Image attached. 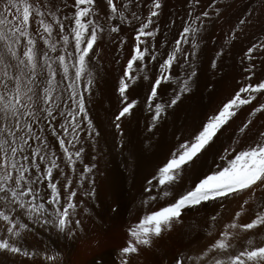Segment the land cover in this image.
Segmentation results:
<instances>
[{"label":"snow or ice","instance_id":"snow-or-ice-1","mask_svg":"<svg viewBox=\"0 0 264 264\" xmlns=\"http://www.w3.org/2000/svg\"><path fill=\"white\" fill-rule=\"evenodd\" d=\"M220 2L186 0V16L164 24L157 47L163 0H0V252L32 257L23 240L36 228L54 230L61 244L84 236L82 217L89 208L74 197L94 199L93 174L104 155L88 111L98 78L94 46H123L121 26L134 32L109 120L113 150L128 157L121 166L134 168L135 145L123 119L143 104L142 143L144 151H154L157 127L197 83L206 24L224 21ZM234 2L238 11L207 67L222 78L215 71L218 59L229 45L246 40L237 57L239 78L208 113L180 121L162 157L141 178L137 203L143 213L125 229L114 264H132L142 249L183 225L186 212L209 205L213 210L196 229L204 238L178 246L171 257L161 254L159 264H264V28L247 32L264 17V0ZM173 28L178 34L169 40ZM140 79L146 98H130V86ZM217 82L205 76L202 87L213 93ZM245 108V117L225 133ZM89 147L92 162L85 163ZM236 197L242 199L234 214L218 226L226 202ZM55 253L62 248L45 257L50 264H56Z\"/></svg>","mask_w":264,"mask_h":264},{"label":"bare ground","instance_id":"bare-ground-1","mask_svg":"<svg viewBox=\"0 0 264 264\" xmlns=\"http://www.w3.org/2000/svg\"><path fill=\"white\" fill-rule=\"evenodd\" d=\"M200 2L206 6L209 0H200ZM185 4L186 0H163V12L157 21L161 26V32L156 38L157 47L159 40L165 38L164 32L167 30L163 28L164 24L173 19L175 15L186 16ZM219 6L222 9L224 21L206 24L205 33L202 37L204 43L201 45L197 65L200 68L197 83L194 85L193 91L183 97L178 107L174 111L170 110L165 121L157 127L158 139L153 140L154 151H144L142 143L144 136L147 135L143 132L144 123L147 121L143 104L141 103L131 110L130 117L123 119L124 129L135 145L137 159L134 168L126 170L121 166L122 163H127L128 157L125 154L122 158L117 151L113 150L114 131L109 127L111 112L114 111L117 104L114 89L119 75L122 74L123 64L130 56L134 32H130L128 28L121 26L120 32L126 36V43L123 46L107 41L94 46V48H99L98 52L93 51L92 53L97 56L99 61L97 65L98 78L95 82L94 95L88 111L100 132V146L104 155L102 159L96 161L97 169L94 170L93 174L95 182L94 199L80 195L74 197L77 203L83 200L84 206L89 208V215L82 217L84 236L81 237L77 234L71 243L65 240L61 244L58 234L54 230L36 228L34 233L23 240L25 248L32 251L34 255L30 258H21L0 252V264H50L45 257L53 254L58 247L62 248V253H55L56 264H91L94 259L101 260L103 264H114L115 252L122 245L126 236L125 229L143 213V207L137 203L141 196V178L148 171H151L158 157H162L172 142L169 137L180 128V121L185 120L186 123L196 121L208 113L230 92L233 86V78H239L237 57L241 54V50L246 47V40L241 39L229 45L222 58L218 59V67L215 71L222 78L212 76V70L207 67L210 63V56L223 43L225 30L238 11L234 0H221ZM175 24L177 28L181 26L179 20H176ZM262 28H264V17L248 28L247 32L259 34ZM176 34H178L176 28H173L167 39L171 40ZM213 37H215L214 40ZM113 40H115V36H113ZM117 47L121 48L120 52L116 51ZM117 60L120 61L119 64L116 63ZM205 76L214 82L218 81L215 92L209 93L202 87ZM130 89L128 92L130 98L138 100L146 98L147 87L142 79L138 80L135 86H130ZM247 111V108L243 109L224 130L225 133H229V130L245 117ZM252 127H257L256 122L253 123ZM91 155L89 147L84 155L85 163L92 162ZM80 170L82 171V167ZM84 187L87 188L88 186L85 184ZM241 199V197H236L234 200L226 202L227 207L222 212L218 226L220 222H226L234 214ZM157 203H162V201ZM112 207L117 208L115 213L111 211ZM212 210L213 206L209 205L200 209L199 212H186L183 225L174 228L173 232L167 234L166 237H161L154 243L152 249H142L141 254L133 258L132 264H159L161 254L171 257L175 249L184 245L185 242L196 243L203 239L202 232H198L196 229L203 227L205 216ZM78 214H82L81 209H78ZM242 219H246V217H242ZM188 229H192L191 233L187 232Z\"/></svg>","mask_w":264,"mask_h":264}]
</instances>
